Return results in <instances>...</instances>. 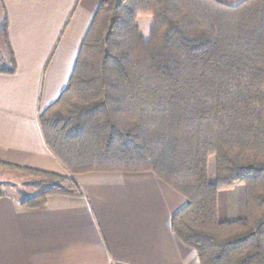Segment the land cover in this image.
<instances>
[{
    "label": "trees",
    "instance_id": "1",
    "mask_svg": "<svg viewBox=\"0 0 264 264\" xmlns=\"http://www.w3.org/2000/svg\"><path fill=\"white\" fill-rule=\"evenodd\" d=\"M7 47L0 72L14 74ZM39 123L72 175L153 172L185 196L172 230L200 264H264V0H101L66 88ZM4 166L43 183L24 206L84 194L72 175ZM238 184L244 216L223 220L220 191Z\"/></svg>",
    "mask_w": 264,
    "mask_h": 264
},
{
    "label": "crops",
    "instance_id": "2",
    "mask_svg": "<svg viewBox=\"0 0 264 264\" xmlns=\"http://www.w3.org/2000/svg\"><path fill=\"white\" fill-rule=\"evenodd\" d=\"M100 2L0 0V58L8 39L17 64L14 74L0 72V164L72 175L45 143L39 114L66 88ZM72 176L82 196L27 207L0 194V264H200L172 230L185 196L153 172Z\"/></svg>",
    "mask_w": 264,
    "mask_h": 264
},
{
    "label": "rangeland",
    "instance_id": "3",
    "mask_svg": "<svg viewBox=\"0 0 264 264\" xmlns=\"http://www.w3.org/2000/svg\"><path fill=\"white\" fill-rule=\"evenodd\" d=\"M0 11V51L3 47V36L1 33ZM140 29L144 35L148 33L149 20L140 19ZM210 177L213 180L215 174V158H210L209 163ZM43 183H38V177L21 169H12L0 164V194H8L16 197L25 198L43 188ZM246 207V190L241 184L235 185L228 190H222L219 194V217L221 219H236L244 216Z\"/></svg>",
    "mask_w": 264,
    "mask_h": 264
}]
</instances>
